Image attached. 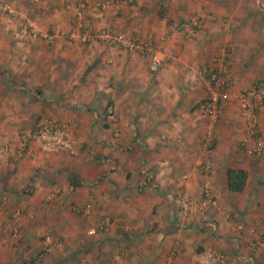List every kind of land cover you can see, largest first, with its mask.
Masks as SVG:
<instances>
[{
    "label": "crops",
    "instance_id": "0c3cea01",
    "mask_svg": "<svg viewBox=\"0 0 264 264\" xmlns=\"http://www.w3.org/2000/svg\"><path fill=\"white\" fill-rule=\"evenodd\" d=\"M4 1L15 13L0 16V264H264L250 246L251 230L264 232V161L241 147L237 101L264 79V0H134L100 17L87 10L97 26L153 39L166 56L156 75L146 56L62 37L79 0ZM200 12L209 19L196 33L170 29ZM212 71L232 85L206 149L197 107ZM42 117L66 125L74 154L31 141L16 156L19 135ZM258 124L264 137V100ZM202 160L212 163L208 173L198 171ZM143 162L154 172L147 185ZM227 168L246 172L242 191L229 189ZM206 182L211 204L200 202ZM170 194L196 204L184 209ZM105 219L106 230L87 234ZM47 234L50 251L36 262Z\"/></svg>",
    "mask_w": 264,
    "mask_h": 264
},
{
    "label": "built area",
    "instance_id": "2783aa9c",
    "mask_svg": "<svg viewBox=\"0 0 264 264\" xmlns=\"http://www.w3.org/2000/svg\"><path fill=\"white\" fill-rule=\"evenodd\" d=\"M39 1V0H35ZM134 0H79L74 8V19L70 28L61 35L64 38L75 41L79 44H87L102 41L110 47H118L131 53L141 54L148 59V71L156 75L165 64L166 56L160 50L153 39L141 40L107 26H97L87 14L90 8L96 16L100 17L108 10L116 11L123 5H130ZM15 13L14 7L8 1L0 0V16ZM209 19L205 12L197 13L176 25L171 26L172 31L184 35L196 33L203 27ZM31 32L38 35L40 31L32 24H29ZM232 85L230 79H222L218 71H212L207 75V92L205 97L198 104V112L205 119V130L203 146L211 149L217 138L216 128L220 114V97L225 89ZM264 100V79L243 89L237 95L239 115L242 121V138L241 147L256 160L264 161V137L258 124V109ZM105 121L109 126H115L117 116L115 107L109 103L105 108ZM31 141L38 142L48 148L62 147L69 153L74 154L75 148L73 143L66 138V125L51 117H42L39 122L31 128H27L19 135V144L15 148L16 156H21ZM5 146L4 151H9ZM3 158L0 155V163ZM110 169H115L117 163L114 159H107ZM212 168L210 160H202L198 163V171L208 173ZM141 172L145 177L144 185H147L153 178V170L142 163ZM171 200L177 201L184 209H190L195 206V200L186 194H170ZM202 204H211L213 199L210 192V185L206 182L201 190ZM89 205L84 208L86 211ZM111 225L109 219L99 221L95 226L87 230V234L94 235L106 230ZM253 238L250 246L253 251H257L264 260V232L259 231L257 227L252 230ZM16 232H14V235ZM51 234H47L41 249L35 256L36 262L41 261L50 251ZM222 257V256H221Z\"/></svg>",
    "mask_w": 264,
    "mask_h": 264
},
{
    "label": "trees",
    "instance_id": "16d2710c",
    "mask_svg": "<svg viewBox=\"0 0 264 264\" xmlns=\"http://www.w3.org/2000/svg\"><path fill=\"white\" fill-rule=\"evenodd\" d=\"M229 189L233 191H242L246 183V172L243 169L227 168Z\"/></svg>",
    "mask_w": 264,
    "mask_h": 264
},
{
    "label": "rangeland",
    "instance_id": "374dc122",
    "mask_svg": "<svg viewBox=\"0 0 264 264\" xmlns=\"http://www.w3.org/2000/svg\"><path fill=\"white\" fill-rule=\"evenodd\" d=\"M63 37V36H62ZM24 130H26V129H24Z\"/></svg>",
    "mask_w": 264,
    "mask_h": 264
}]
</instances>
